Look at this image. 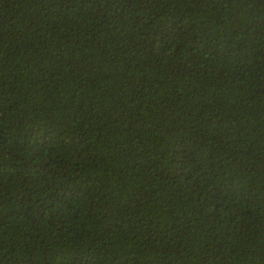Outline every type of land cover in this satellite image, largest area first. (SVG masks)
Here are the masks:
<instances>
[{"label":"trees","instance_id":"1","mask_svg":"<svg viewBox=\"0 0 264 264\" xmlns=\"http://www.w3.org/2000/svg\"><path fill=\"white\" fill-rule=\"evenodd\" d=\"M0 264H264V0H0Z\"/></svg>","mask_w":264,"mask_h":264}]
</instances>
